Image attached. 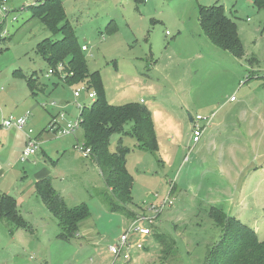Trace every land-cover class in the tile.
<instances>
[{
	"label": "rangeland",
	"instance_id": "374dc122",
	"mask_svg": "<svg viewBox=\"0 0 264 264\" xmlns=\"http://www.w3.org/2000/svg\"><path fill=\"white\" fill-rule=\"evenodd\" d=\"M4 1L9 13L7 18L0 13V123L9 116L29 113L31 106L36 111L29 113L23 133L0 129V170L6 172L0 182V195L7 193L15 200L18 215L25 223L9 236L13 226L0 220V264H112L114 257L108 246L127 231L132 219L155 215L152 208L168 196L172 205L155 216L143 249L130 250V264H203L207 248L217 244L220 237V229L208 217L210 207L238 219L255 231L260 242L264 241V12L255 7L253 0H146L143 7L138 6L141 13L130 0H60L79 44L88 50L83 54L89 71L100 74L105 100L113 106L134 103L140 97L148 102L157 151L141 150L129 135L114 134L109 143L111 152L119 141L129 150L125 169L132 177V219L126 213L110 210L114 199L99 176L93 174L89 184L84 183L86 175H82L81 166L89 160H79V152L73 150L76 140L82 143V129L71 136H58L59 129L78 118L77 104L88 105L87 95L91 92L86 89L75 100L73 91L82 82L52 87L57 78L47 76L48 65L36 49L43 40L57 41L61 35L50 33L32 18L28 6L36 0ZM217 4L237 25L243 50V56L237 59L244 60L240 65L230 53L211 44L209 47L217 52L192 49L185 33L173 42L184 24L186 31L190 27L193 30L198 7ZM152 18L166 23V28H150ZM111 20L115 30L105 33ZM148 30L147 44L143 36ZM148 46L158 67L146 72L142 68L145 61L141 60V70L136 68L134 54L142 56ZM16 71L27 78L35 73L34 96L26 80L13 75ZM230 97L244 106L247 119L253 121L255 115L252 134L247 136V123L233 131L210 133L213 142L197 152L189 140V117L205 116L207 112L202 108L212 103L217 105H212L210 111L217 109L218 117L224 112L229 114ZM257 106L259 111L255 113ZM47 113L57 115L54 122L58 130L52 123L47 126ZM60 114L64 119L59 118ZM130 127L127 123L125 131ZM27 130L47 141L30 160H35L36 167L17 162ZM40 167L53 170L50 185L68 208L84 205L87 209V217L78 223L77 234L69 242L57 238V220L41 197L27 189L34 179L33 172ZM242 186L245 189L240 196ZM232 195L233 202L228 201ZM238 214L241 217L237 218ZM157 235L173 243L171 251H167L166 242L162 245L156 240ZM131 238L135 240V236Z\"/></svg>",
	"mask_w": 264,
	"mask_h": 264
},
{
	"label": "trees",
	"instance_id": "16d2710c",
	"mask_svg": "<svg viewBox=\"0 0 264 264\" xmlns=\"http://www.w3.org/2000/svg\"><path fill=\"white\" fill-rule=\"evenodd\" d=\"M130 1L139 6L145 0ZM253 2L257 9L264 12V0ZM28 9L32 18L38 19L50 33L61 35V39L57 41L43 40L36 49V54L48 68L55 69L62 64L67 74H72L63 81L56 77L58 83L71 87L82 82L87 89L95 93V98L88 105H82L79 112L82 143L90 150V156L100 171L102 181L113 196L115 202L110 201V210L123 212L130 219L134 218L135 214L129 208L132 177L125 169L129 150L121 147L119 141V145L111 152L109 143L114 134L129 135L134 137L141 150L156 152L157 141L149 110L136 102L113 106L105 100L100 74L98 71H89L82 46L66 18L60 0H36ZM197 11L201 31L212 46L230 53L235 58L243 56L237 25L225 14L222 5L198 7ZM114 30L113 22L104 29L105 33H112ZM13 75L24 78L31 95H35V73L29 78L18 71ZM127 123H131V127L125 131L124 126ZM34 191L58 222L57 238L71 241L77 234L78 223L88 215L86 207L81 205L68 208L47 179L35 183ZM208 217L220 229V237L217 244L207 248L203 264H264V241L258 240L253 229L215 207L208 209ZM0 220L11 224L14 230L25 226L18 215L15 200L9 195L0 196ZM156 240L162 245L166 242L167 251L172 250L173 243L167 241L165 236L157 235ZM166 254L170 255L169 252Z\"/></svg>",
	"mask_w": 264,
	"mask_h": 264
},
{
	"label": "crops",
	"instance_id": "0c3cea01",
	"mask_svg": "<svg viewBox=\"0 0 264 264\" xmlns=\"http://www.w3.org/2000/svg\"><path fill=\"white\" fill-rule=\"evenodd\" d=\"M146 1V0H145ZM145 1H144V3H145ZM143 3V4H144ZM143 4H141L140 6L141 7H143ZM135 5V4H134ZM139 6V7H140ZM139 7L138 6H136V11H138L139 13H141L142 11L139 9ZM186 19V18H185ZM141 20H144V19H141ZM141 20H139V22L141 21ZM110 22H113L114 23V21H110ZM109 22V23H110ZM115 24V23H114ZM134 24H135V22H134ZM149 26H150V28L151 27H154V26H156V25H161V27H165L166 28V23H164L163 21H161L160 19H155V18H152V19H149ZM184 27H185V24H184V26H183V29L181 30H177V32H176V36H174L173 37V42H175V40L178 38V37H180V35L182 34V33H185L186 34V36H187V39H188V43L189 44H191V47H192V49H194V50H196L197 48H199V49H202V48H205L206 49V51H208V50H213L214 52H217L216 51V49H214L213 47H209L210 45H208V44H210V42L209 41H206V39H203L201 36V33L199 32V29L198 28H200V26H199V22H198V11H197V18H196V21H195V23H194V25H193V27H192V29L193 30H190V28H188L187 29V27H186V29H187V31H189V32H187L185 29H184ZM200 30H201V28H200ZM149 31L150 30H148L147 31V33H145L144 34V38H143V41H145V43H147L148 44V34H149ZM194 31V32H193ZM105 32V31H104ZM202 32V31H201ZM75 34H76V37H77V33L75 32ZM165 35L167 36L168 35V32L166 31V33H165ZM77 40H78V37H77ZM208 40V39H207ZM149 41H151V39H150V37H149ZM207 42H209V43H207ZM151 44V43H150ZM80 45H82V44H80ZM152 47H150V46H148V54H146V53H143L142 54V56H138L137 54H134V61H137L138 62V64L137 65H135L136 66V68L138 69H140L141 68V66H140V63H141V60L142 61H145V66L144 67H142V68H144V71H146V72H148V71H155L156 69H157V67H158V62H157V59L156 60H154V54H153V52H152V49H151ZM88 51V50H87ZM224 52V51H223ZM137 55V56H136ZM232 56V55H231ZM205 57H207V56H205ZM207 58H210V57H207ZM231 58H233L234 59V62H236V63H238L239 65L240 64H242V62L244 61L243 59L242 60H240V59H237V58H235V57H231ZM169 63H173V62H169ZM168 64V63H167ZM174 64H176V65H178L179 66V64L176 62V63H174ZM168 66H170V67H172L171 65H169L168 64ZM141 70V69H140ZM140 73V72H139ZM141 75H143V74H141ZM144 76V75H143ZM59 83H58V81H56V82H53L52 83V87L54 88V89H56V87H57V85H58ZM53 89V90H54ZM42 91H43V89H42ZM42 91H40V92H42ZM55 91V90H54ZM55 93H56V91H55ZM73 98H74V96H73ZM80 98V97H79ZM78 98V99H79ZM231 98V97H230ZM230 98L228 99V101H227V105H229L230 107H231V111H230V113L229 114H226L225 112L223 113V115L221 116V117H218V114H216L218 111H217V109H215L216 111H214L213 109L210 111V109L212 108L211 106L213 105V106H215V105H217V103H212V104H208V105H205L203 108H202V111H206L207 112V114H205V116H203V117H210V120L208 121V122H206V121H203L201 124H202V126H204L205 127V129H204V132H203V134H202V136H201V138H200V140H199V142L198 143H196L193 147L197 150V152H201V151H203L204 149H205V147H207L208 146V144L209 143H211V142H213V140H211V136L212 135H210V133H222L223 131H225V130H229L230 129V131H233V128L234 127H239V125L240 124H242V123H247V125L249 126L248 127V134H247V136L248 135H250V134H252V132H251V130H252V127H253V125H254V121H255V115L253 116V121H252V118H248L247 119V117H248V115H246L245 114V109H244V106L242 107V105L241 104H239L238 105V101H237V99H234V101H230ZM75 99V98H74ZM75 100H77V99H75ZM90 102H91V100H90ZM89 102V103H90ZM134 102H136V103H140V104H142V105H144L146 108H147V101L145 100V99H143V98H135V100H134ZM88 103V104H89ZM226 104V102L224 103V105ZM61 105V104H60ZM85 105H87V104H85ZM43 106V104H41L40 105V107H42ZM54 106H56V104L54 105ZM54 106H52V107H54ZM58 106V105H57ZM65 106H67V105H63V107H65ZM35 106H31L30 108H29V110H30V112L31 111H33V112H35L36 111V109L34 108ZM77 107V106H76ZM211 107V108H210ZM239 108L235 113H232V111L233 110H235L236 108ZM43 108V110L45 111V107L43 106L42 107ZM61 108H62V106H61ZM148 109V108H147ZM79 110V109H78ZM219 110V109H218ZM210 111V112H209ZM212 111H214V112H212ZM259 111V107L257 106L256 108H255V113L256 112H258ZM29 112V113H30ZM79 112H80V110H79ZM222 112V111H221ZM244 112V113H243ZM150 114H151V112H150ZM245 114V117L243 118V115ZM21 115H23V114H21ZM30 115H31V113H30ZM197 115H199V114H197ZM196 115V116H197ZM20 116V115H19ZM47 116H48V124H47V126L50 124L51 125V123H53V120H55V118H56V116L57 115H55V116H52L51 114H49V113H47ZM79 116V115H78ZM200 116H202V115H200ZM192 119H194V117H189V122L191 123V121H192ZM217 119V120H216ZM228 121V122H227ZM248 122H249V124H248ZM252 122H253V124H252ZM152 123H153V118H152ZM154 125V124H153ZM156 125V124H155ZM155 127V126H154ZM51 128V127H50ZM0 129H2V130H6V129H3V128H1L0 127ZM10 130H17V129H14V128H12V129H7L6 131H10ZM53 130V129H52ZM18 131V130H17ZM54 132H55V130H53ZM19 132H21V131H19ZM22 133H23V131H22ZM55 134H56V132H55ZM23 135H25V133L23 134ZM59 137H67V136H60V135H58ZM71 136V135H70ZM26 138V137H25ZM38 140H39V143L41 144V143H47V141L46 140H43L42 139V136L39 134L38 135ZM75 140H76V138H75ZM190 140V142H191V139H189ZM25 139H21V144H20V147H19V150H20V152H19V157H20V154H21V151H22V149H23V147H24V145H25ZM78 143H80V141L79 140H76L75 141V143L73 144V150H75L74 149V147H75V145L76 144H78ZM40 146V145H39ZM40 149V148H39ZM39 151V150H38ZM41 153H43V155H46V153L45 152H42L41 151ZM59 153L64 157L65 156V153H64V151L63 152H61V151H59ZM73 154V153H72ZM47 156V155H46ZM73 156L74 155H72V157L71 158H73ZM79 156H80V158H79V160H81V161H83V160H89V163L87 164V163H85V165H82L81 166V170H82V175H86V177L84 176V183L86 184V185H88L89 184V182H90V180H91V178L93 177V174H94V176L95 177H100L101 178V174H100V171H99V169H98V167H97V165H96V163L92 160V159H88V158H90L91 156H88V157H83L80 153H79ZM17 162H19V158H18V161ZM28 164H30L31 166H33V167H36L37 166V164L35 163V160H33L32 162L31 161H29V162H27ZM19 164V163H18ZM26 164V163H25ZM7 167H10V165L9 164H7ZM220 168H222V167H220ZM256 173V172H255ZM52 174H53V170H51V169H49L48 167H40L39 169H37V170H35L34 172H33V181H32V183H31V185L27 188L28 190L30 189H32L33 190V192L35 193V191H34V185H35V183H37L38 181H41V180H45V179H47L49 182H50V180H51V178H52ZM5 175H6V172L5 171H1L0 170V182H2L3 180H4V178H5ZM98 177V178H99ZM101 180H102V178H101ZM242 189H240L239 190V193H240V196L244 193V191H243V189H245V186H242L241 187ZM31 190V191H32ZM24 192H26V190L25 191H23V193ZM5 195H7V193H4ZM1 195H3V194H1ZM0 195V196H1ZM22 197H26V195H22ZM233 195L228 199V201L229 200H231L232 202H233ZM241 202L242 201H240L239 202V205L241 204ZM227 214V213H226ZM239 217H241L240 216V214H238V216H237V218H239ZM238 220V219H237ZM131 221V220H130ZM7 228V227H6ZM18 230V229H17ZM17 230H12V229H9L8 230V234H9V236H12V233L14 232V231H17ZM131 262V261H130ZM130 262L129 263H127V264H130Z\"/></svg>",
	"mask_w": 264,
	"mask_h": 264
},
{
	"label": "built area",
	"instance_id": "2783aa9c",
	"mask_svg": "<svg viewBox=\"0 0 264 264\" xmlns=\"http://www.w3.org/2000/svg\"><path fill=\"white\" fill-rule=\"evenodd\" d=\"M6 1L3 0L2 4L0 5V13L3 15L4 18H7V15L9 13V10L5 8L3 4H5ZM15 20V19H14ZM81 50L83 52H87V48L85 46L81 47ZM56 76L61 81H63L66 77H71L72 74H67L66 70L64 69V66L62 64H59L55 69L49 68L47 71V76ZM86 85L82 83L77 89L73 91V96L75 99H78L80 97V93L82 91H85ZM87 98L89 100H93L95 98V93L93 91L89 92L87 95ZM234 97L230 98V101H234ZM55 104L52 103L51 106H54ZM77 108L80 110L82 108L81 104H77ZM29 118V113H26L23 116H9L5 119L1 120L0 127L3 129H17L18 131L26 130L27 128V121ZM60 119H64V114H60ZM210 120V117H202L200 115H197L192 119L191 121V141L193 145L199 142L205 127L202 126V122L206 121L208 122ZM54 127L58 130V123H53ZM79 128V116L74 121H69L65 127L59 129L58 135L60 136H70L74 133L75 130ZM26 141L25 145L21 151L19 162L20 163H27L29 162L37 153L39 150V140L37 137L33 136V133L31 130H27V133H25ZM75 151L79 152L83 157L90 156V150L86 149L83 145V143H78L74 147ZM173 201L170 199V196H168L163 202L160 203L157 208H152L155 215L147 216V217H136L132 219L130 222V225L126 232H124L119 240L115 244H110L108 246L109 253L114 257V261L112 264H118V261H123V264H127L131 261V254L130 250L132 248H136L138 250L143 249L144 243L147 240V238L150 236V227L154 222L155 216L164 210L165 208L171 206ZM135 236V240H132L131 236Z\"/></svg>",
	"mask_w": 264,
	"mask_h": 264
}]
</instances>
